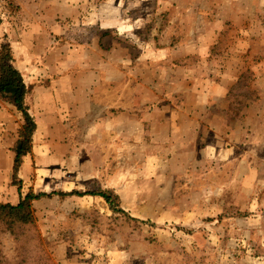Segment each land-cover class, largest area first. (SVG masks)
<instances>
[{
  "label": "rangeland",
  "instance_id": "rangeland-1",
  "mask_svg": "<svg viewBox=\"0 0 264 264\" xmlns=\"http://www.w3.org/2000/svg\"><path fill=\"white\" fill-rule=\"evenodd\" d=\"M4 43L37 126L20 188L88 194L0 222V264H264V0H0Z\"/></svg>",
  "mask_w": 264,
  "mask_h": 264
},
{
  "label": "trees",
  "instance_id": "trees-1",
  "mask_svg": "<svg viewBox=\"0 0 264 264\" xmlns=\"http://www.w3.org/2000/svg\"><path fill=\"white\" fill-rule=\"evenodd\" d=\"M12 60L13 58L9 44L4 43L0 45V99L14 106L23 118L22 125L18 130V138L12 148L13 165L11 183L13 185L17 184L20 188V180L17 182V175L22 163V158L32 150V136L36 130V122L26 104V97L29 88L26 85L21 72L12 64ZM53 194H59L62 196H82L88 193L71 190L69 192L53 191L50 193L41 192L35 194L32 191H28L23 197L20 196L18 202L15 204L10 202H0V222L7 230L16 234L18 229L34 222L32 201L45 196L49 197ZM90 194L102 197L113 211L127 215L119 206L118 195L113 191H99ZM131 219L140 223H146L137 218ZM148 223L153 225L151 222Z\"/></svg>",
  "mask_w": 264,
  "mask_h": 264
},
{
  "label": "crops",
  "instance_id": "crops-1",
  "mask_svg": "<svg viewBox=\"0 0 264 264\" xmlns=\"http://www.w3.org/2000/svg\"><path fill=\"white\" fill-rule=\"evenodd\" d=\"M7 112L9 113L8 110H7ZM12 125L13 124H12L10 115H8V114L6 115L5 111L3 109H0V140L3 137V135H7L5 133H7L9 128L13 129V132L17 131L15 128H12ZM17 127H19V125H17ZM1 145L2 144L0 142V147H1L0 151L3 150ZM7 153H9V154H7ZM7 153L6 154L9 156V158L7 159L8 164L3 165L2 162H0V175L3 174V179H2V181H0V202H3V201L9 202V199L7 197H8V194H10L11 199H15L14 201L11 200V202L13 204H15L18 202L20 196L23 197L27 192L25 193L23 188H19L18 186L13 185L11 183V170H12V165H13V151L11 149H9L7 151ZM27 155H25L22 158V163H21L20 168H19V173L21 175V179L30 170L29 159L27 158Z\"/></svg>",
  "mask_w": 264,
  "mask_h": 264
}]
</instances>
